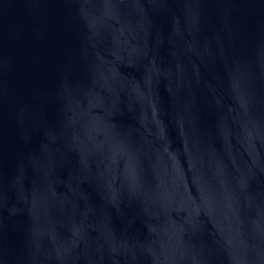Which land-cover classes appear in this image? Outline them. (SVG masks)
<instances>
[{"label": "water", "instance_id": "95a60500", "mask_svg": "<svg viewBox=\"0 0 264 264\" xmlns=\"http://www.w3.org/2000/svg\"><path fill=\"white\" fill-rule=\"evenodd\" d=\"M0 264H264V0H0Z\"/></svg>", "mask_w": 264, "mask_h": 264}]
</instances>
